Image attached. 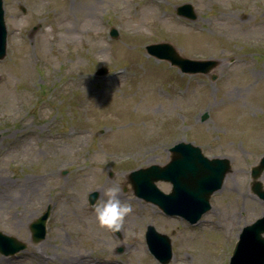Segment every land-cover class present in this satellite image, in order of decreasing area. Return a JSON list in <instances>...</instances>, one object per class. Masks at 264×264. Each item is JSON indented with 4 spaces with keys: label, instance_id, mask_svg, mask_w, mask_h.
Listing matches in <instances>:
<instances>
[{
    "label": "rangeland",
    "instance_id": "obj_1",
    "mask_svg": "<svg viewBox=\"0 0 264 264\" xmlns=\"http://www.w3.org/2000/svg\"><path fill=\"white\" fill-rule=\"evenodd\" d=\"M184 3L195 20L176 15ZM2 7L0 231L26 248L0 254V264H160L146 248L147 225L170 237L167 264H229L241 229L264 215L250 187V169L264 154V0H2ZM159 42L217 66L181 73L145 52ZM101 67L107 73L95 75ZM182 140L231 163L210 210L191 226L136 198L127 180L132 170L165 163ZM258 180L264 189V171ZM110 185L132 206L118 233L94 215ZM47 206L46 236L33 243L30 225Z\"/></svg>",
    "mask_w": 264,
    "mask_h": 264
},
{
    "label": "water",
    "instance_id": "obj_2",
    "mask_svg": "<svg viewBox=\"0 0 264 264\" xmlns=\"http://www.w3.org/2000/svg\"><path fill=\"white\" fill-rule=\"evenodd\" d=\"M176 13L191 20L196 18L190 4L178 6ZM111 36L117 37V32L114 29L111 30ZM5 45L6 28L2 0H0V60L5 56ZM145 49L149 55L167 60L182 72L189 74L208 73L217 64L213 60L184 58L168 42L150 44ZM105 72L106 69L102 68L97 71V74ZM169 152L167 163L162 166L153 164L134 170L128 174V181L137 197L157 205L167 215H178L194 223L209 209V197L221 187L223 179L230 169L229 161L223 158L208 159L202 155L198 147H193L190 144H176L170 148ZM263 171L264 155L251 171L253 179L251 190L264 201V189L257 180ZM157 181L170 182L171 192L163 194L155 185ZM96 198V192L89 194V203L93 204ZM48 215L49 207L30 225L33 243L44 238L45 222ZM263 234L264 216L244 226L233 249L229 264H264ZM146 240L154 256L161 263L166 264L171 258L169 238L158 234L151 226H148ZM25 247L24 242L0 232V253L12 255Z\"/></svg>",
    "mask_w": 264,
    "mask_h": 264
},
{
    "label": "clouds",
    "instance_id": "obj_3",
    "mask_svg": "<svg viewBox=\"0 0 264 264\" xmlns=\"http://www.w3.org/2000/svg\"><path fill=\"white\" fill-rule=\"evenodd\" d=\"M120 192L118 186L110 185L104 189L105 198L93 205L95 220L100 227L118 231L131 213V204L120 198Z\"/></svg>",
    "mask_w": 264,
    "mask_h": 264
}]
</instances>
